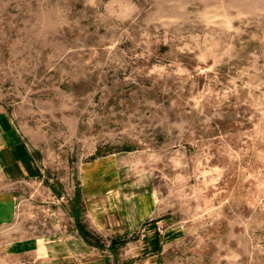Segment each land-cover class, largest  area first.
I'll return each instance as SVG.
<instances>
[{
    "label": "rangeland",
    "instance_id": "obj_1",
    "mask_svg": "<svg viewBox=\"0 0 264 264\" xmlns=\"http://www.w3.org/2000/svg\"><path fill=\"white\" fill-rule=\"evenodd\" d=\"M8 128L0 264H264V0H0Z\"/></svg>",
    "mask_w": 264,
    "mask_h": 264
},
{
    "label": "crops",
    "instance_id": "obj_2",
    "mask_svg": "<svg viewBox=\"0 0 264 264\" xmlns=\"http://www.w3.org/2000/svg\"><path fill=\"white\" fill-rule=\"evenodd\" d=\"M2 136H0V141L1 143H3L0 147V153L1 152H5V155L8 153V156H6L4 158V162L5 164L9 167L11 166V164H16L18 167V169H20L22 171V175L27 174V172L32 169V158L29 154V151L26 150L25 148L22 147V144H20V141L12 140V131L10 128L6 129L3 131V133L1 134ZM20 149V150H19ZM8 150V151H6ZM14 150V151H13ZM21 152V159H17L13 157V153L17 152V151ZM3 154V153H2ZM27 170V171H26ZM85 176V175H84ZM102 197L97 198L96 200H98L96 202V200L92 202H88L87 206H86V210L87 212L90 210L92 212H94V216L104 219V218H108V220L110 218H112V216H108L107 213V209L106 207H104V200H101ZM100 200V201H99ZM102 208L103 210H98L97 209ZM118 213L120 214L119 217L117 219H115L118 225V232L121 234L120 236H117V240H121V241H126L128 240L129 234H131L132 232H134L137 227L139 225H141L142 223H144V226L148 227V226H152L153 224H150V222H146L147 218L149 217L150 212H147V208L145 206V204H143L141 202V199L139 200L136 197H130V198H126L125 200H122L121 203L119 204V211ZM92 216V215H90ZM153 227V226H152ZM115 239V238H114ZM138 239V237H137ZM78 245L81 248H84V250H89L87 249L88 247L85 245V243L79 239V240H75ZM115 242V241H114ZM138 242V240L136 241ZM68 249V248H67ZM91 251V250H90ZM113 257V260L115 258V256H117V251L114 248V246L111 249V253H110ZM81 256V255H78ZM77 253H74L73 255L69 252V254H61L58 256L57 261L58 262H64L66 259H68V263L69 264H118L116 259L115 261H113L112 263H110V261L105 260V259H101L99 258V260H89L86 259L84 261H81V259H78Z\"/></svg>",
    "mask_w": 264,
    "mask_h": 264
}]
</instances>
